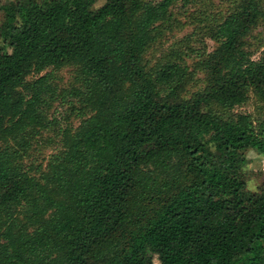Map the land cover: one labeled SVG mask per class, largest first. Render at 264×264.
Here are the masks:
<instances>
[{"label":"trees","instance_id":"trees-1","mask_svg":"<svg viewBox=\"0 0 264 264\" xmlns=\"http://www.w3.org/2000/svg\"><path fill=\"white\" fill-rule=\"evenodd\" d=\"M98 1L1 5L0 264H264V0L158 57L179 0Z\"/></svg>","mask_w":264,"mask_h":264},{"label":"rangeland","instance_id":"rangeland-1","mask_svg":"<svg viewBox=\"0 0 264 264\" xmlns=\"http://www.w3.org/2000/svg\"><path fill=\"white\" fill-rule=\"evenodd\" d=\"M11 0H0V24L3 21V13L1 5L5 2ZM233 0H179L173 6V11L175 17H177L184 25L182 27L173 26V31H167V34L163 38V46L155 53L152 52L151 57H158L164 50H168L173 46H178V42L185 38L190 39V44L196 49H202L204 47L203 43H207L209 49H213L216 43L205 37L203 31V25L209 23L213 20V17L219 18L221 13H225L231 8ZM105 0H99L95 7L101 6ZM250 50L253 53V58L259 59L264 50V21H262L253 31L249 37ZM2 44V39L0 36V47ZM155 61V60H154ZM60 77V84L68 87L72 80V69L71 67H65L59 72H57ZM198 77L201 79L203 77V72H198ZM202 84V83H201ZM196 88L193 87L190 93ZM58 111H55V116L60 120L62 125H66L68 122L73 123V125H78L79 118L76 115L71 114L70 111L66 110L65 107L59 106L57 104ZM237 111L252 113L254 115H259L258 104L256 98H252L248 103L237 108ZM54 112V109H53ZM70 114V119L66 120L65 116ZM53 147L49 146L41 152L40 155H48L52 152ZM245 170L248 175V186L252 190H258L260 186L264 185V155L259 154L256 151H249L248 162L245 166ZM158 264V261H156Z\"/></svg>","mask_w":264,"mask_h":264}]
</instances>
